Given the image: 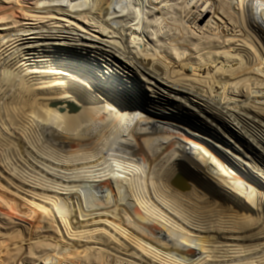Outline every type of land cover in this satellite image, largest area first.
Wrapping results in <instances>:
<instances>
[{
    "label": "bare ground",
    "instance_id": "6f19581e",
    "mask_svg": "<svg viewBox=\"0 0 264 264\" xmlns=\"http://www.w3.org/2000/svg\"><path fill=\"white\" fill-rule=\"evenodd\" d=\"M0 264H264V0H0Z\"/></svg>",
    "mask_w": 264,
    "mask_h": 264
},
{
    "label": "rangeland",
    "instance_id": "374dc122",
    "mask_svg": "<svg viewBox=\"0 0 264 264\" xmlns=\"http://www.w3.org/2000/svg\"><path fill=\"white\" fill-rule=\"evenodd\" d=\"M16 15L18 16L19 15V13L17 12L16 13ZM19 17H21V16H19ZM15 18H17L16 16H15ZM48 19L49 18H46V19H44L43 21L45 22V20L46 21H48ZM32 22V23H31ZM38 22V21H37ZM37 22L36 21H31V20H25L23 23H27V24H37ZM50 22H54V20H51ZM38 25V24H37ZM144 25H146V24H144ZM71 40V39H70ZM69 40V41H70ZM74 41H72L71 43H69V45H67L66 47H68V48H75L74 50L75 51H77V52H81V53H83V54H85V55H87V58H88V62H90V63H94V53L92 52L93 51V49L92 48H89V47H82V48H80L81 46L80 45H77L75 42L73 43ZM77 49V50H76ZM79 49V50H78ZM85 49V50H84ZM87 58L85 59H82L81 61H83L84 62V66H86V68L84 67L83 69H84V72L85 73H90L91 71H89V64L87 63ZM90 58V59H89ZM237 65H235L234 67H236ZM191 71H193V70H191ZM92 73V72H91ZM55 77V76H54ZM52 79V78H51ZM80 84H82V83H80ZM84 84H82V86H83ZM84 87H86L87 89H90L89 87H87V86H85L84 85ZM176 112V111H175ZM179 117V116H178ZM180 119H182V118H180ZM184 120V119H183ZM188 121V120H187ZM189 122H190V120H189ZM186 123V122H185ZM187 124V123H186ZM205 132L207 131V133H208V135H210V136H215V134H213L212 132H210L209 130H207V129H205L204 130ZM212 133V134H211ZM100 155V154H99Z\"/></svg>",
    "mask_w": 264,
    "mask_h": 264
}]
</instances>
